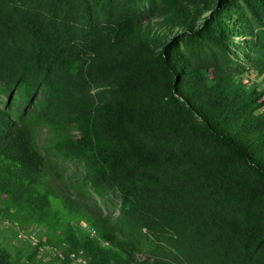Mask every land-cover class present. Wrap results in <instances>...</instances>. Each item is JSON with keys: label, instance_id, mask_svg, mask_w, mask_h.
I'll list each match as a JSON object with an SVG mask.
<instances>
[{"label": "trees", "instance_id": "16d2710c", "mask_svg": "<svg viewBox=\"0 0 264 264\" xmlns=\"http://www.w3.org/2000/svg\"><path fill=\"white\" fill-rule=\"evenodd\" d=\"M75 261L264 264V0H0V264Z\"/></svg>", "mask_w": 264, "mask_h": 264}, {"label": "rangeland", "instance_id": "374dc122", "mask_svg": "<svg viewBox=\"0 0 264 264\" xmlns=\"http://www.w3.org/2000/svg\"><path fill=\"white\" fill-rule=\"evenodd\" d=\"M237 39H240V37H237ZM41 134L43 135V132H41ZM59 165L62 167L68 180L83 185L84 194L89 200L96 202L105 213H117L119 205V196L117 192L109 190L104 191L103 193H98L93 190L84 177V168L80 161L62 160L59 162Z\"/></svg>", "mask_w": 264, "mask_h": 264}, {"label": "built area", "instance_id": "2783aa9c", "mask_svg": "<svg viewBox=\"0 0 264 264\" xmlns=\"http://www.w3.org/2000/svg\"><path fill=\"white\" fill-rule=\"evenodd\" d=\"M22 238H27L31 244H40V239L34 233L21 232Z\"/></svg>", "mask_w": 264, "mask_h": 264}, {"label": "bare ground", "instance_id": "6f19581e", "mask_svg": "<svg viewBox=\"0 0 264 264\" xmlns=\"http://www.w3.org/2000/svg\"><path fill=\"white\" fill-rule=\"evenodd\" d=\"M73 264H80L79 262L75 261Z\"/></svg>", "mask_w": 264, "mask_h": 264}]
</instances>
